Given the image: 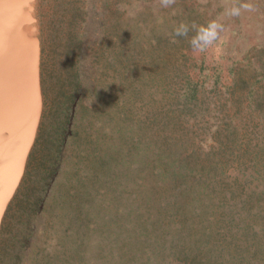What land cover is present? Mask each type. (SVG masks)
<instances>
[{
    "label": "rangeland",
    "instance_id": "1",
    "mask_svg": "<svg viewBox=\"0 0 264 264\" xmlns=\"http://www.w3.org/2000/svg\"><path fill=\"white\" fill-rule=\"evenodd\" d=\"M247 2L198 53L173 26L232 0H42L46 108L0 264H264V0Z\"/></svg>",
    "mask_w": 264,
    "mask_h": 264
},
{
    "label": "bare ground",
    "instance_id": "2",
    "mask_svg": "<svg viewBox=\"0 0 264 264\" xmlns=\"http://www.w3.org/2000/svg\"><path fill=\"white\" fill-rule=\"evenodd\" d=\"M41 3L0 0V224L22 182L46 108L48 18Z\"/></svg>",
    "mask_w": 264,
    "mask_h": 264
},
{
    "label": "clouds",
    "instance_id": "3",
    "mask_svg": "<svg viewBox=\"0 0 264 264\" xmlns=\"http://www.w3.org/2000/svg\"><path fill=\"white\" fill-rule=\"evenodd\" d=\"M160 2L162 7L167 8L173 3V0H160ZM247 11H251V4L247 0H232L231 6L225 8L221 17L212 19L201 26L189 25L182 21L173 26L172 34L175 37H188L189 32L194 30L195 35L190 40L194 52L202 53L213 46L219 51V46L215 42L222 40L220 34L226 32L222 19L224 17H240ZM160 22H162V18Z\"/></svg>",
    "mask_w": 264,
    "mask_h": 264
},
{
    "label": "trees",
    "instance_id": "4",
    "mask_svg": "<svg viewBox=\"0 0 264 264\" xmlns=\"http://www.w3.org/2000/svg\"><path fill=\"white\" fill-rule=\"evenodd\" d=\"M63 129H65L64 127H62ZM103 156H104V152H103V154H102ZM101 154H99V156H98V158L99 159H97V162H98V165H102L103 164V156H102ZM101 158V159H100ZM37 187V186H36ZM41 188V187H40ZM16 195H17V192L13 195V197H12V199L14 200V198L16 197ZM40 200V199H39ZM39 200H35V201H33V205H35V204H38L39 202ZM39 206V205H38ZM38 210V209H37ZM5 213H6V211H5ZM5 216H6V214H4V216H3V218H2V220H1V225H0V238H1V234L3 233V231H5L4 229V218H5ZM26 222H28V221H25V223ZM29 224V223H28ZM6 239H5V243L7 242V241H9V242H7L8 244H6V248H8V247H10V248H12V245L14 246V251H12L11 253H10V256H9V259H11L10 261L12 262V261H14V259H17V258H20L21 256H23L22 254H23V252H22V250H20L21 248L20 247H18L19 249H16L17 247V245H16V243H14V242H19V244H21L22 243V239H24V237H19V240H10V238L9 237H5ZM9 238V239H8Z\"/></svg>",
    "mask_w": 264,
    "mask_h": 264
}]
</instances>
